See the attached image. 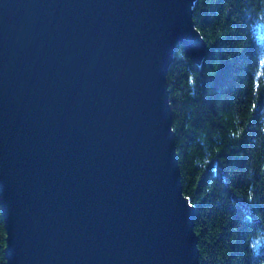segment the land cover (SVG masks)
<instances>
[{
    "label": "water",
    "instance_id": "95a60500",
    "mask_svg": "<svg viewBox=\"0 0 264 264\" xmlns=\"http://www.w3.org/2000/svg\"><path fill=\"white\" fill-rule=\"evenodd\" d=\"M194 0H0L5 264H200L166 74Z\"/></svg>",
    "mask_w": 264,
    "mask_h": 264
},
{
    "label": "trees",
    "instance_id": "16d2710c",
    "mask_svg": "<svg viewBox=\"0 0 264 264\" xmlns=\"http://www.w3.org/2000/svg\"><path fill=\"white\" fill-rule=\"evenodd\" d=\"M206 53L166 78L200 264H264V0H194ZM0 208V264L6 263Z\"/></svg>",
    "mask_w": 264,
    "mask_h": 264
}]
</instances>
